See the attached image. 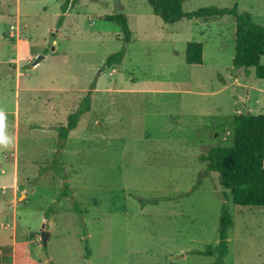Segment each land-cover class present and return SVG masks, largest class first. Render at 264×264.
Instances as JSON below:
<instances>
[{
  "label": "rangeland",
  "instance_id": "1",
  "mask_svg": "<svg viewBox=\"0 0 264 264\" xmlns=\"http://www.w3.org/2000/svg\"><path fill=\"white\" fill-rule=\"evenodd\" d=\"M64 1L0 0V264H214L194 253L217 245L223 207L224 264H264V208L235 205L199 161L233 145L236 115H264V80L233 64L234 19L166 24L147 0H79L59 28ZM236 5L264 26V0L183 9ZM115 14L132 41L106 68L124 47ZM190 42L202 65L186 63ZM94 83L91 112L61 140Z\"/></svg>",
  "mask_w": 264,
  "mask_h": 264
},
{
  "label": "trees",
  "instance_id": "2",
  "mask_svg": "<svg viewBox=\"0 0 264 264\" xmlns=\"http://www.w3.org/2000/svg\"><path fill=\"white\" fill-rule=\"evenodd\" d=\"M155 15L164 23L174 24L183 19H234L235 68H242L246 72L255 69L256 78L264 80V26L257 24L250 13L240 12L238 6L233 8L208 7L190 14L184 12L185 0H147ZM79 0H65L61 5V15L57 26L62 27L66 16L77 6ZM105 20L120 27L124 47L118 53L112 54L106 61V68H115L121 65L126 46L132 41V31L127 17L124 14L108 15ZM202 43L190 42L186 50L188 65H202L204 60ZM96 84L78 106V109L68 116L65 126L57 127L59 138L67 140L71 132L77 129L81 118L92 110V96ZM234 141L230 147L216 146L207 154H202L199 161L206 164L207 170L220 175L221 185L230 190L233 202L242 207L264 208V115H236L232 121ZM70 195L69 184L59 196ZM52 209V208H51ZM51 209L48 212H51ZM74 211L81 216L84 214L79 203H74ZM233 227V219L226 207H223L220 216L219 241L215 246H208L205 251H196L194 254L216 256L214 264H224L229 255V231ZM89 252V249L87 250Z\"/></svg>",
  "mask_w": 264,
  "mask_h": 264
},
{
  "label": "water",
  "instance_id": "3",
  "mask_svg": "<svg viewBox=\"0 0 264 264\" xmlns=\"http://www.w3.org/2000/svg\"><path fill=\"white\" fill-rule=\"evenodd\" d=\"M43 57L44 56H39L37 59H36V61H35V63L33 64L34 66H36L38 63H39V61H41L42 59H43ZM33 66V67H34ZM49 237H50V233L48 232V231H43L42 233H41V241H42V245H43V247H46L47 245H48V239H49Z\"/></svg>",
  "mask_w": 264,
  "mask_h": 264
}]
</instances>
